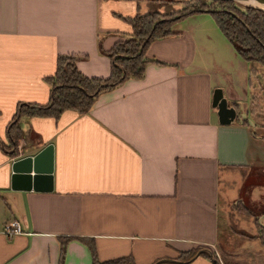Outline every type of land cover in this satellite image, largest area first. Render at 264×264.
<instances>
[{
  "label": "crops",
  "instance_id": "1",
  "mask_svg": "<svg viewBox=\"0 0 264 264\" xmlns=\"http://www.w3.org/2000/svg\"><path fill=\"white\" fill-rule=\"evenodd\" d=\"M152 2L0 0V229L14 218L22 227L10 238L0 231V264H91L84 241L99 261L151 264L198 247L218 252L230 217L255 225L227 211L244 198L264 201L258 77L209 12L188 13L150 40L142 75L99 92L88 111L22 117L15 153L3 148L18 103L48 101L58 55L107 77V51L131 37V19ZM218 87L237 111L229 124L211 104ZM48 143L51 190L11 188V162ZM182 264L212 262L197 255Z\"/></svg>",
  "mask_w": 264,
  "mask_h": 264
},
{
  "label": "trees",
  "instance_id": "2",
  "mask_svg": "<svg viewBox=\"0 0 264 264\" xmlns=\"http://www.w3.org/2000/svg\"><path fill=\"white\" fill-rule=\"evenodd\" d=\"M198 3V6L191 7L173 17L162 15L156 9L132 18L131 37L115 42L107 51V56L110 58V71L107 77H88L77 69L74 56L58 55L53 74L46 77L50 86L48 101L44 104L18 103L6 128L9 144L4 145L3 148L11 151L12 155L15 153L17 139L23 135L20 127L22 117L51 116L57 118L68 109L84 113L92 106L99 92L115 86L127 77L141 76L145 64L148 62L144 50L149 41L169 34L171 24L188 13L209 12L237 53L246 61L260 60L264 63L263 10L249 5H241L232 0H198ZM212 3L215 6H211ZM80 240L84 241L83 238ZM84 242L91 251V264H136L131 256L99 261L95 256L93 243L91 241ZM64 244L65 242L62 241L61 258ZM199 248L181 253V257L176 260H160L151 264H182L188 261ZM197 255H204L211 260L212 264H218L208 249L200 250Z\"/></svg>",
  "mask_w": 264,
  "mask_h": 264
},
{
  "label": "rangeland",
  "instance_id": "3",
  "mask_svg": "<svg viewBox=\"0 0 264 264\" xmlns=\"http://www.w3.org/2000/svg\"><path fill=\"white\" fill-rule=\"evenodd\" d=\"M152 9L155 11L156 8L162 15L166 16H177L178 14L189 10L191 7H196L199 5L198 0H152ZM208 2V1H206ZM240 3V2H238ZM241 5H245L240 3ZM211 6H215L214 3ZM252 66H255L258 85L256 86V97L258 99V110L264 111V63L262 61H248ZM259 183L263 182L262 176L259 174L256 179ZM249 181V179H248ZM245 189V188H244ZM243 190V187H242ZM246 196V195H245ZM264 198L261 196L260 199ZM250 202L246 198L241 201L233 202L231 205L230 216H238L242 219H253L255 225L248 227L241 219L237 217H230L227 220V226L223 228L221 234L219 235L218 252H211L218 264H257L264 261V221L255 220V216H259L264 213V201L260 202ZM236 213V214H235ZM230 238L233 246L228 245L223 247L222 242L224 239ZM247 244V245H246ZM262 247V249H261ZM205 248L200 247L198 251ZM207 251V250H206ZM197 256V255H196ZM194 258V257H193ZM240 260V263H239ZM237 261V262H235Z\"/></svg>",
  "mask_w": 264,
  "mask_h": 264
},
{
  "label": "water",
  "instance_id": "4",
  "mask_svg": "<svg viewBox=\"0 0 264 264\" xmlns=\"http://www.w3.org/2000/svg\"><path fill=\"white\" fill-rule=\"evenodd\" d=\"M232 1H237L264 11V8L262 7L264 6V0H252L259 5L242 2L247 0ZM211 104L217 110L218 122L220 124H229L235 120L237 116L236 108L228 103L221 88L218 87L213 90ZM52 169L53 146L48 143L35 154L25 155L11 162V188L23 190H29L32 188L39 191L51 190ZM198 253L199 251L196 252L189 260L195 257Z\"/></svg>",
  "mask_w": 264,
  "mask_h": 264
},
{
  "label": "built area",
  "instance_id": "5",
  "mask_svg": "<svg viewBox=\"0 0 264 264\" xmlns=\"http://www.w3.org/2000/svg\"><path fill=\"white\" fill-rule=\"evenodd\" d=\"M0 231L5 234L8 238L12 237L13 235L19 234L22 232V227L17 219H10L3 223Z\"/></svg>",
  "mask_w": 264,
  "mask_h": 264
},
{
  "label": "bare ground",
  "instance_id": "6",
  "mask_svg": "<svg viewBox=\"0 0 264 264\" xmlns=\"http://www.w3.org/2000/svg\"><path fill=\"white\" fill-rule=\"evenodd\" d=\"M244 3H249V4H252V5H259L258 3L252 1V0H247V1H242ZM264 8V6H262Z\"/></svg>",
  "mask_w": 264,
  "mask_h": 264
}]
</instances>
